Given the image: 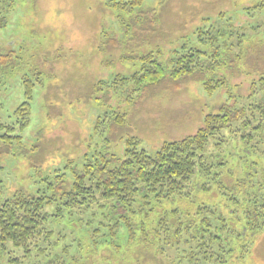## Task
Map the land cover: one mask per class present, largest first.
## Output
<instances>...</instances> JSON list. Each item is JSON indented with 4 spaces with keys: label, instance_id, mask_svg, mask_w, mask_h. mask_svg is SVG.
<instances>
[{
    "label": "rangeland",
    "instance_id": "1",
    "mask_svg": "<svg viewBox=\"0 0 264 264\" xmlns=\"http://www.w3.org/2000/svg\"><path fill=\"white\" fill-rule=\"evenodd\" d=\"M119 1L7 0V20L0 28V135L8 133L4 126L15 127V110L30 83L33 94L28 125L11 133L20 139L5 144L0 136L5 197L18 189L37 191L43 177L67 164L81 166L84 154L90 157L95 148L121 157L126 139L134 137L154 153L163 142L192 135L220 104L245 103L252 81L264 71V0H144L130 11L114 6ZM221 27L226 33L220 43L231 56L222 58L215 78H225V86L209 93L194 76L175 81L164 76L150 85L132 79L148 54L168 68L183 47L212 55L215 43L207 41V32ZM117 115L122 118L115 123ZM240 149L233 139L222 154L228 186L241 174ZM247 161L264 169V155H250ZM208 187L193 189L191 202L165 203L151 213L135 214L134 236L122 226L97 248L91 226L105 231L110 220L93 215L90 208L68 213L48 204L44 211L60 216L46 224L51 234L44 250L24 257L20 249L9 252L7 245L0 264L15 257L19 264H208L193 260L184 250H189L188 242L175 233L152 234L161 214L173 207L193 213L202 203L215 210L212 218L232 216L233 205L215 179ZM233 238L228 264H264V227L255 235Z\"/></svg>",
    "mask_w": 264,
    "mask_h": 264
},
{
    "label": "trees",
    "instance_id": "2",
    "mask_svg": "<svg viewBox=\"0 0 264 264\" xmlns=\"http://www.w3.org/2000/svg\"><path fill=\"white\" fill-rule=\"evenodd\" d=\"M143 1L120 0L114 6L130 11L141 6ZM6 2L0 0V28L7 20ZM261 5L254 6L253 10ZM225 33L222 27L214 33L207 32V41L211 45L215 43L212 55L200 49L183 47L177 52L171 68L155 60L151 54L143 56L144 64L132 79L135 78L139 85H150L164 76L174 81L194 76L202 82L205 91L211 93L226 83L225 78H215L216 68L223 66L222 58L231 56L220 43ZM242 56L240 53L237 59ZM32 85L26 86L24 101L15 110L18 116L15 127L4 126L8 133L0 136L5 144L20 139L11 133L21 132L28 125ZM251 85L245 103L220 104L217 111L205 115L203 125L195 133L180 140L163 142L154 153H148L139 146L137 139L130 137L125 141L121 157L95 148L90 157L84 154L81 166L67 164L63 171L57 170L43 177V185L35 192L18 189L5 197L0 181V254L6 252L7 245L10 246L9 252L20 249L24 257H31L32 250H44L43 242L51 234L46 224L60 216L45 212L48 204L56 203L58 212L68 213L90 208L93 215L100 213L101 219L110 220L105 231L103 226H91L95 238L92 245L97 248L105 243L106 236L119 233L122 226L134 236L132 218L135 214L151 213L154 206L165 203L176 206L179 202H191L193 189L208 190L209 181L215 179L220 192L228 195L227 201L233 205L232 216L222 214L212 218L215 210L210 212L202 203L193 213H182L173 207L161 214L152 234L162 235L160 232H163L170 236L175 233L176 237L188 242L189 250H184L190 251L193 260L228 264L227 258L235 251L231 242L233 237L240 239L255 235L264 227V169L258 170L247 161L250 155H264V71L259 72L258 79H254ZM121 118L117 115L115 123ZM233 139L241 144V174L230 183L240 189L237 193L224 181L222 170L226 166L222 154ZM68 173L71 180L66 177ZM197 179L205 182L197 186ZM215 220L219 223L213 225ZM9 264H19V261L15 257Z\"/></svg>",
    "mask_w": 264,
    "mask_h": 264
}]
</instances>
